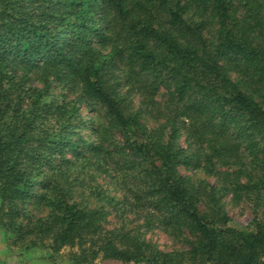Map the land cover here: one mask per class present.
Listing matches in <instances>:
<instances>
[{"label":"trees","instance_id":"16d2710c","mask_svg":"<svg viewBox=\"0 0 264 264\" xmlns=\"http://www.w3.org/2000/svg\"><path fill=\"white\" fill-rule=\"evenodd\" d=\"M263 191L264 0H0L11 247L67 249L73 264H264V221L232 225L223 200Z\"/></svg>","mask_w":264,"mask_h":264},{"label":"rangeland","instance_id":"374dc122","mask_svg":"<svg viewBox=\"0 0 264 264\" xmlns=\"http://www.w3.org/2000/svg\"><path fill=\"white\" fill-rule=\"evenodd\" d=\"M35 83V82H34ZM54 86V85H53ZM59 87L51 88V94L56 95ZM182 144L183 140L180 138ZM181 173L192 176L193 179L204 178L205 175L200 171H191L181 169ZM210 183L216 184L215 177H205ZM97 182L108 194L118 196L119 192L115 184L105 175L98 176ZM88 190L85 191V193ZM259 199L247 198L239 201L232 200L229 196L224 197V207L231 218V224L244 228L250 225L253 217L264 221V191ZM95 200V199H91ZM115 222L113 215L107 216L106 227L111 228ZM145 237L154 242L160 249L168 251L178 244L168 235L159 229L146 231ZM49 250L46 248H31L29 250H19L11 247L7 243L6 234L0 228V264H73L68 256V250L63 249L58 255L49 256ZM97 264H120L109 259H98Z\"/></svg>","mask_w":264,"mask_h":264}]
</instances>
